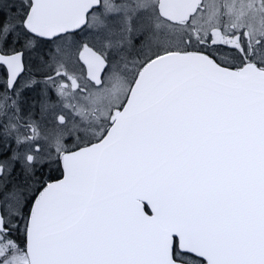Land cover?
<instances>
[{
    "label": "snow or ice",
    "instance_id": "obj_1",
    "mask_svg": "<svg viewBox=\"0 0 264 264\" xmlns=\"http://www.w3.org/2000/svg\"><path fill=\"white\" fill-rule=\"evenodd\" d=\"M0 264H264V0H0Z\"/></svg>",
    "mask_w": 264,
    "mask_h": 264
}]
</instances>
